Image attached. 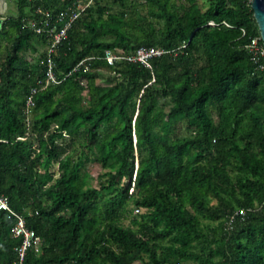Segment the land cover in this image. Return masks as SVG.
<instances>
[{
  "label": "trees",
  "instance_id": "16d2710c",
  "mask_svg": "<svg viewBox=\"0 0 264 264\" xmlns=\"http://www.w3.org/2000/svg\"><path fill=\"white\" fill-rule=\"evenodd\" d=\"M15 2L0 26V195L40 237L24 264H264L251 0H95L54 55L58 82L41 90L47 39L24 24L72 0ZM140 46L165 52L150 67L104 59ZM88 56L89 70L66 76ZM88 163L106 177L98 187ZM12 212L0 211V264L21 243Z\"/></svg>",
  "mask_w": 264,
  "mask_h": 264
},
{
  "label": "built area",
  "instance_id": "2783aa9c",
  "mask_svg": "<svg viewBox=\"0 0 264 264\" xmlns=\"http://www.w3.org/2000/svg\"><path fill=\"white\" fill-rule=\"evenodd\" d=\"M95 0H72L71 4L66 10H61L57 13H53L47 9H38L37 15L39 19H31L24 24L25 28L30 29L38 35H43L47 39V48L45 54V75L44 79L38 81L40 90L45 89L50 83H57L58 80L55 76V62L53 60L59 45L67 38L68 31L75 22V20L85 11L88 7L93 5ZM244 32V31H243ZM247 51L250 53L251 60L256 64L259 70L264 69V44L261 36L257 35L251 37L245 45ZM165 51L157 47L140 46L134 53L130 54H118L112 50H106L104 53V59L109 65L115 64L118 60H127L130 62H140L146 67H150V59L156 56H160ZM96 59V56H88L80 60L73 69L66 74L68 76L71 72L80 71L83 68L84 71L90 69L89 62ZM82 84H84L82 82ZM36 88L31 93H36ZM32 104L31 97L27 100L25 107L26 123L30 124ZM18 139H25V137H18ZM12 212L9 202L6 196L0 195V211ZM246 210L243 208H237L228 214L226 219V228L231 229L236 220L239 217L245 215ZM13 213V212H12ZM14 225L11 227V233L14 237L21 238L20 246L17 250V257L10 264H24L25 256L28 250H32L36 253L40 252V237L36 235L34 230L29 229L26 225L24 218L16 213Z\"/></svg>",
  "mask_w": 264,
  "mask_h": 264
},
{
  "label": "rangeland",
  "instance_id": "374dc122",
  "mask_svg": "<svg viewBox=\"0 0 264 264\" xmlns=\"http://www.w3.org/2000/svg\"><path fill=\"white\" fill-rule=\"evenodd\" d=\"M179 1H183V0H179ZM201 4L204 5V8L207 6L208 4V0H198ZM16 3H12L11 6H10V12H12V15H16L17 14V11H12L16 8ZM112 73V72H111ZM82 82L85 84V81L82 80ZM87 167L89 168V172L90 174L92 175V179L87 183V187H98L99 186V183L100 181L104 180L106 177L102 176L100 173L101 170L100 168L96 165V164H92V163H88L87 164ZM57 169V166H54L53 167V170L56 171ZM57 176V175H56ZM113 192L112 189L108 190L107 193H111ZM136 212V210H135ZM134 264H139V263H134Z\"/></svg>",
  "mask_w": 264,
  "mask_h": 264
},
{
  "label": "water",
  "instance_id": "95a60500",
  "mask_svg": "<svg viewBox=\"0 0 264 264\" xmlns=\"http://www.w3.org/2000/svg\"><path fill=\"white\" fill-rule=\"evenodd\" d=\"M251 8L264 44V0H251Z\"/></svg>",
  "mask_w": 264,
  "mask_h": 264
},
{
  "label": "crops",
  "instance_id": "0c3cea01",
  "mask_svg": "<svg viewBox=\"0 0 264 264\" xmlns=\"http://www.w3.org/2000/svg\"><path fill=\"white\" fill-rule=\"evenodd\" d=\"M16 3L15 0H0V26L2 21L8 17H12V12H10V6L12 3ZM16 5V4H15ZM17 11V7L12 11Z\"/></svg>",
  "mask_w": 264,
  "mask_h": 264
}]
</instances>
